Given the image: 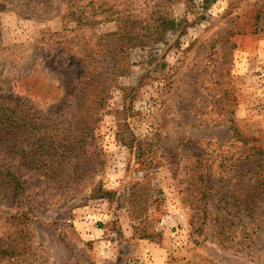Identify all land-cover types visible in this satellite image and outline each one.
Returning <instances> with one entry per match:
<instances>
[{
  "label": "rangeland",
  "instance_id": "1",
  "mask_svg": "<svg viewBox=\"0 0 264 264\" xmlns=\"http://www.w3.org/2000/svg\"><path fill=\"white\" fill-rule=\"evenodd\" d=\"M68 1L0 0V104L37 125L0 132V239L23 229L24 264H264V0Z\"/></svg>",
  "mask_w": 264,
  "mask_h": 264
},
{
  "label": "trees",
  "instance_id": "2",
  "mask_svg": "<svg viewBox=\"0 0 264 264\" xmlns=\"http://www.w3.org/2000/svg\"><path fill=\"white\" fill-rule=\"evenodd\" d=\"M71 1L69 0L67 2L68 5H71ZM120 7L117 3H111L109 5V10L113 12V16H119L116 10ZM69 9V8H68ZM69 16L72 17L71 14ZM156 21L160 22V25L156 28V30L153 29L155 36H160L163 33L167 31H171L174 29V26L169 23L165 17L160 16V14H156ZM155 17V18H156ZM73 18L75 22H79L80 18H76V15H73ZM119 18V17H118ZM128 23H124V27H122L123 31L126 29L127 32L129 31V27H127ZM146 28H153L150 23H146ZM4 104H0V132H7L10 133H18L22 129L26 128V126H30L31 130L35 129L37 125H30L25 120H22L20 114L23 113L25 115V111L17 113L19 111L20 106L15 105L13 103H10V101H2ZM8 104V105H7ZM11 105V106H10ZM10 108L13 109V111H10ZM7 109L9 111H7ZM232 130L236 134V128L234 125H232ZM14 135H12L13 138ZM4 138V137H3ZM5 142H7L9 137L3 139ZM263 151L260 149V162L262 163L264 161V155H262ZM55 157V156H54ZM62 159V158H61ZM53 160V157L51 156L49 162ZM264 171V170H263ZM4 173V174H3ZM8 176H12V173L10 169L6 166H3L0 168V188H7L9 189L10 193L13 195V200L16 201V203H19V199L21 198V194L18 191L19 184L16 181H6ZM13 177V176H12ZM264 184V183H263ZM21 200V199H20ZM13 225H23L24 223H20V217H11L10 218ZM23 229L20 231V237L17 239H11V237H6V239H0V264H24L25 262V256L29 257L30 255L27 253V248L25 245L24 249V242L27 240L26 234L22 235Z\"/></svg>",
  "mask_w": 264,
  "mask_h": 264
}]
</instances>
